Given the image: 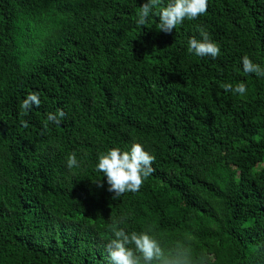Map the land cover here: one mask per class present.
<instances>
[{
	"label": "trees",
	"instance_id": "obj_1",
	"mask_svg": "<svg viewBox=\"0 0 264 264\" xmlns=\"http://www.w3.org/2000/svg\"><path fill=\"white\" fill-rule=\"evenodd\" d=\"M142 3L0 0V264H107L114 222L154 264H264V76L241 65L264 69V0H208L168 34V0L143 26ZM202 31L215 58L188 50ZM133 143L152 172L112 199L97 157Z\"/></svg>",
	"mask_w": 264,
	"mask_h": 264
},
{
	"label": "clouds",
	"instance_id": "obj_2",
	"mask_svg": "<svg viewBox=\"0 0 264 264\" xmlns=\"http://www.w3.org/2000/svg\"><path fill=\"white\" fill-rule=\"evenodd\" d=\"M156 0H144L136 14V23L143 26L152 12ZM208 0H168L158 16L157 28L165 34L171 33L185 19L194 20L207 11ZM200 40L189 39L188 50L196 57L215 58L219 53L216 43L209 40L206 32L200 33ZM243 72L254 74L257 77L264 76V69L254 64L247 56L241 58ZM235 92L245 93V86L238 85ZM39 101L35 95H30L22 107L27 109L30 104L38 105ZM64 116L63 111L55 115L49 113L47 119L59 123V118ZM154 157L144 150L139 143H133L127 151L119 148L109 149L106 153L99 154L95 164V170L102 173L107 185V191L112 193L115 199L125 192H136L144 178L151 172V164ZM68 168L78 167L75 155L68 157L66 161ZM101 185L97 183V187ZM113 227V238L106 244L107 264H154L161 257V249L158 242L145 232L126 233L123 229ZM132 245L133 247H129Z\"/></svg>",
	"mask_w": 264,
	"mask_h": 264
}]
</instances>
